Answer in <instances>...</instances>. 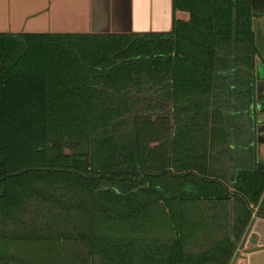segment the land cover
<instances>
[{"label": "trees", "instance_id": "16d2710c", "mask_svg": "<svg viewBox=\"0 0 264 264\" xmlns=\"http://www.w3.org/2000/svg\"><path fill=\"white\" fill-rule=\"evenodd\" d=\"M172 7L189 17L166 33H0V263L18 243L82 245L61 264L231 263L264 163L233 193L214 178L215 105L223 81L252 93L264 0Z\"/></svg>", "mask_w": 264, "mask_h": 264}, {"label": "crops", "instance_id": "0c3cea01", "mask_svg": "<svg viewBox=\"0 0 264 264\" xmlns=\"http://www.w3.org/2000/svg\"><path fill=\"white\" fill-rule=\"evenodd\" d=\"M174 17L186 21L189 15L173 12L172 0H0V33H166ZM253 31L257 54L251 95L249 82L218 86L215 107L229 136L209 156L217 159L214 178L222 183L225 177L233 183L240 170L264 163V14L253 18ZM224 149L229 152L219 154ZM244 235L247 250L230 264H264V212L251 217Z\"/></svg>", "mask_w": 264, "mask_h": 264}, {"label": "rangeland", "instance_id": "374dc122", "mask_svg": "<svg viewBox=\"0 0 264 264\" xmlns=\"http://www.w3.org/2000/svg\"><path fill=\"white\" fill-rule=\"evenodd\" d=\"M226 181L227 180L225 177L222 184L227 189L234 192L233 183L232 182L228 183ZM261 198H262V202L260 203V205L258 204L256 206L253 205L250 206L252 208L253 217L255 216L256 213L264 212V193ZM201 216L202 214L200 212L194 211L193 217L194 219H197L198 222ZM247 239H248L247 236L243 235L241 241L238 242L237 244L232 260L234 259V257L236 258L238 256H242L245 253V250H247L245 241H247ZM63 246L66 248H62V250H56L48 246H41V244H34V243L11 244L5 248L7 254L6 258H8L7 261H9V262L6 261L7 263L5 262V264H59V263L61 264L62 260L65 262L71 258L75 260V257H77V255L79 256L80 254L81 255L84 254V251L82 252V249H80V247L82 246L81 244L75 243L69 246H65V245ZM66 257L68 259H66Z\"/></svg>", "mask_w": 264, "mask_h": 264}]
</instances>
